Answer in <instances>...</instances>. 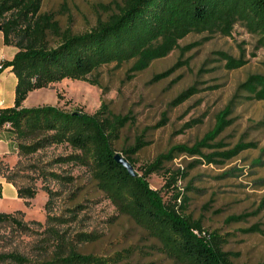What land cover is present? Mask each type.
I'll return each mask as SVG.
<instances>
[{
    "label": "rangeland",
    "instance_id": "rangeland-1",
    "mask_svg": "<svg viewBox=\"0 0 264 264\" xmlns=\"http://www.w3.org/2000/svg\"><path fill=\"white\" fill-rule=\"evenodd\" d=\"M115 1L119 0H40V11L53 12L62 29L79 33L93 27L99 17L105 18L107 6ZM49 39L51 44L56 41ZM257 39L241 23L234 24L231 35L190 32L166 56L142 69H132V61L104 64L95 75L99 85L64 78L30 92L23 104H49L92 114L106 103L113 113L127 115L129 120L113 146L122 153L136 137L146 142L132 155L139 174L146 163L171 146L192 145L215 126L218 112L231 106V123L216 137L225 144L219 151L237 143L252 146L215 162L180 153L164 165L187 173L178 181L188 197L185 214L224 238L220 247L230 253L233 264H257L264 261V100L249 98L238 88L250 75L264 74V47L258 46ZM220 51L243 58L244 65L227 68L217 54ZM187 90L189 95L178 101ZM17 146L14 133L0 127V178L10 177L15 188L30 186L37 193L27 199L0 195V212H11L29 226L23 231L10 222L0 223V253H20L29 259L25 264L51 259L55 240L46 222L49 190L50 214L66 220L57 228L78 251L111 257L121 253L123 258L113 264H180L166 256L160 243L129 216L116 210L98 188L91 165L55 162L71 153L66 143L30 154L19 153ZM148 182L168 198L162 172L151 173ZM237 215L242 218L225 221ZM0 264L16 263L0 259Z\"/></svg>",
    "mask_w": 264,
    "mask_h": 264
},
{
    "label": "trees",
    "instance_id": "trees-1",
    "mask_svg": "<svg viewBox=\"0 0 264 264\" xmlns=\"http://www.w3.org/2000/svg\"><path fill=\"white\" fill-rule=\"evenodd\" d=\"M105 18L99 17L89 30L74 33L62 29L53 12L40 11V0H0L1 31L4 43L17 50L10 60L0 62V73L11 67L17 78L14 104L0 107V127H7L18 140L21 154L34 153L52 144L66 143L71 153L55 162L91 165L98 188L109 198L116 210L129 216L138 226L160 243L161 251L180 264H233L228 251L220 247L222 236L203 229L201 220L185 214L188 197L178 181L187 175L183 169L166 168L164 163L183 153L198 155L205 162L231 158L253 144L237 143L219 151L225 144L216 137L231 123V106L216 115L215 126L192 145L176 144L159 153L132 176L114 154L113 140L129 120L127 115L113 113L106 103L92 114L81 110L66 111L55 105L27 107L23 101L36 89L64 79H82L99 85L97 72L108 63L133 62L132 69L146 67L152 60L166 56L178 41L190 32H219L231 35L235 23H241L258 36L264 47V0H119L112 2ZM110 7H112L110 9ZM49 37H55L54 44ZM229 69L244 65L226 52H217ZM158 77V75L156 76ZM238 88L247 97L264 100V74H252ZM191 91L183 92L181 101ZM145 141L136 137L134 144L121 150L132 164V155ZM204 149H212L205 153ZM214 149V150H213ZM162 172L164 188L154 189L148 182L151 173ZM72 180V177H68ZM8 182L14 184L10 177ZM20 198H33L36 189L16 187ZM45 202L48 230L54 238L51 259L43 264H113L123 258L83 253L76 249L64 231L57 228L65 219L50 214L51 192ZM29 205L28 200L25 201ZM15 213L23 215L22 210ZM228 216L225 221L241 219ZM56 221V222H55ZM10 222L26 231L29 226L11 212H0V223ZM40 223L39 221H32ZM251 229V228H250ZM83 239L88 238L81 234ZM1 260L25 264L29 259L17 252L0 253ZM139 264V263H135ZM257 264H264L259 262Z\"/></svg>",
    "mask_w": 264,
    "mask_h": 264
},
{
    "label": "crops",
    "instance_id": "crops-1",
    "mask_svg": "<svg viewBox=\"0 0 264 264\" xmlns=\"http://www.w3.org/2000/svg\"><path fill=\"white\" fill-rule=\"evenodd\" d=\"M0 62L4 60H10L14 56L16 52V48H11L12 45H6L4 43L3 32L0 30ZM6 49H10L11 51L7 52ZM8 54H7V53ZM7 54V55H6ZM17 78L15 74L11 71V67H6L0 73V107H10L14 104V97H15V86H16ZM7 86L8 89L5 88ZM6 89L5 95L4 90ZM26 100V99H25ZM25 100L23 103H25ZM25 105V104H23ZM0 187H1V194H10L12 196H17V189L11 182H8L4 178H0Z\"/></svg>",
    "mask_w": 264,
    "mask_h": 264
},
{
    "label": "water",
    "instance_id": "water-1",
    "mask_svg": "<svg viewBox=\"0 0 264 264\" xmlns=\"http://www.w3.org/2000/svg\"><path fill=\"white\" fill-rule=\"evenodd\" d=\"M0 30H1V25H0ZM114 158L118 163H120L124 168H126L129 174H131L132 176L136 174V170L133 164L120 152H116L114 154Z\"/></svg>",
    "mask_w": 264,
    "mask_h": 264
},
{
    "label": "built area",
    "instance_id": "built-area-1",
    "mask_svg": "<svg viewBox=\"0 0 264 264\" xmlns=\"http://www.w3.org/2000/svg\"><path fill=\"white\" fill-rule=\"evenodd\" d=\"M9 126V124H5V127H8Z\"/></svg>",
    "mask_w": 264,
    "mask_h": 264
},
{
    "label": "bare ground",
    "instance_id": "bare-ground-1",
    "mask_svg": "<svg viewBox=\"0 0 264 264\" xmlns=\"http://www.w3.org/2000/svg\"><path fill=\"white\" fill-rule=\"evenodd\" d=\"M39 95V94H38Z\"/></svg>",
    "mask_w": 264,
    "mask_h": 264
}]
</instances>
